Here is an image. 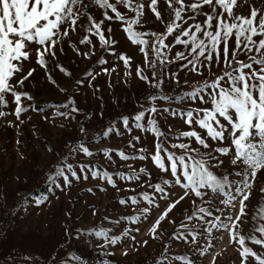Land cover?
Returning <instances> with one entry per match:
<instances>
[{
  "label": "rangeland",
  "instance_id": "rangeland-1",
  "mask_svg": "<svg viewBox=\"0 0 264 264\" xmlns=\"http://www.w3.org/2000/svg\"><path fill=\"white\" fill-rule=\"evenodd\" d=\"M143 2L146 7L142 24L134 26L135 30L163 33L165 23L172 19L171 9L167 8L165 0H158V10L165 22L161 23L148 9V0ZM174 6L178 7L175 4ZM253 7L264 13V0H237L234 14L249 16ZM119 10L122 13L126 11L122 6ZM102 11L104 10L92 4L89 14L100 20ZM203 11L210 9L205 6ZM109 14L112 15L110 12ZM127 16L132 17L134 13L128 11ZM204 18L198 16L197 20L202 22ZM79 24L87 26L84 18L80 19ZM108 27L112 28L111 33L106 31ZM102 29L105 30L106 38L110 36L116 41L115 44L110 47L102 46L98 37L91 36V44H80L79 41L88 33L78 26L75 32L70 30L69 35L61 39L55 49V58L45 57L47 68H42L36 63L37 46L33 45L30 59L23 63L22 72L16 74L11 81L16 84L30 69H35L23 85L16 84L17 92H26L33 98L30 100L22 97L21 106L27 111L22 112L19 118L16 117V105L11 94L6 95L7 105L0 106V111L6 113L0 116V264H104L105 261L108 264H185V261L174 259L180 256L187 257L191 264H241L239 245L231 239L228 231L213 230L209 235L202 231L200 219H187L197 207L207 208L214 215H221L217 211L220 208L223 209L224 216L235 217L239 212L240 197L233 202V208L221 204V197L207 196L202 201L194 195H189L161 221L155 233L157 238L154 239L150 228L171 202L184 195V190L178 186L173 187L170 189L169 198L161 199L160 194L148 185L170 179V173L158 170L150 157L143 161L131 158L142 154L139 152L140 148L147 150L145 155L155 151L153 135L134 126L132 117L139 111L155 104L161 109L156 114L158 125L168 136L169 143H180L186 141L177 139L176 135L180 131L189 130L188 126L178 116L164 113L162 109L186 111L189 108L204 106L198 101H184L182 104L174 100L153 102L148 99L149 96L157 94L175 97L190 92L205 80L211 81L221 75L222 64L217 66L213 62L210 69L202 68L199 73L182 68L181 65L186 63L185 61L164 65L157 63L154 69L149 68L144 62L143 53L139 51L141 46L128 40L121 22L105 21ZM146 39L151 42L154 38ZM165 43L172 44L171 51L167 53L170 60L174 58L176 51H187L182 45H175L172 37ZM233 46L230 42V49ZM84 53L89 55L84 56ZM113 53L130 57L129 67L125 68L123 61ZM150 58L154 59V54ZM239 58L246 59L245 56ZM101 59L107 63H99ZM57 64L70 75L61 72L56 67ZM105 68L109 71L105 72ZM137 68L143 69L142 74L149 76L151 83L138 77ZM89 72L93 74L91 77ZM153 72H156L155 78L152 77ZM159 80L164 81L160 89L151 87V84ZM64 104H68V107H59ZM72 107L78 108L79 111L71 112ZM70 112L67 117L58 114ZM151 115L146 113V118H151ZM125 116L129 117L130 131L123 125L121 118ZM108 126L114 127L116 132L105 138L100 133ZM197 131L206 135L203 130L197 128ZM134 137H140V140L136 141ZM130 141L135 147L129 146ZM208 142L213 143L211 140ZM81 143L93 152V156L69 152L70 146ZM192 146L197 147L194 141ZM105 149L110 150L108 156H105ZM169 150L179 151L171 148ZM117 151H124L130 159L121 160ZM65 157L68 163L73 164L81 178L77 180L69 173L71 183L65 185L63 179L58 178L60 187H56L47 180V176L55 173L56 166L60 165ZM222 159L224 164L218 170L220 173H234L240 170L230 165L229 157ZM80 165L89 167L81 173ZM141 167L146 169V173L139 174L141 178L138 181L122 180L115 175L118 172L125 175H130L132 171L139 173ZM94 170L112 174L116 187L109 185L106 180L92 178L91 171ZM85 175L88 176L87 179L83 178ZM230 179L240 178L230 175ZM251 183V196L245 202L246 215L242 218L239 228L243 235L251 233L255 224L252 217L257 214L259 207L264 205V170H261ZM45 188L47 191L43 192L42 189ZM35 191L38 196H33ZM145 191L155 197V205L158 207L149 205L142 199L139 194ZM133 195L137 196V204L133 205L130 201L124 205L119 203L121 199L127 200ZM41 197L47 199L37 205L35 201ZM209 199L211 204L206 202ZM145 207L151 208L147 219L141 215ZM128 216H140V221L132 223L122 219ZM182 221L189 229L199 232L196 243L191 242L187 229L180 227ZM101 228L110 229V236H120L121 239L112 245L103 238L78 235V230L86 233L88 230ZM137 228L139 231L135 230ZM125 230H128V236L122 235ZM178 233H183L187 242L175 238ZM246 243L254 250L264 253V249L259 246L248 241ZM201 249L205 250L203 254ZM74 257H79V260ZM250 264H255V261L250 260Z\"/></svg>",
  "mask_w": 264,
  "mask_h": 264
},
{
  "label": "snow or ice",
  "instance_id": "snow-or-ice-1",
  "mask_svg": "<svg viewBox=\"0 0 264 264\" xmlns=\"http://www.w3.org/2000/svg\"><path fill=\"white\" fill-rule=\"evenodd\" d=\"M165 3L172 11V19L166 23L158 10V0L147 2V7L156 20L165 23V31L156 33L135 30L134 26L142 24L146 7L143 0H90V2L89 0H0V106L7 105L6 95L11 94L16 105L14 111L16 117L19 118L22 112L27 111L21 106L22 97L30 100L33 98L26 92H17L16 84L23 85L35 69H30L27 75L16 81V84L11 81L16 74L22 72L23 63L30 59L33 45L37 46L35 48L36 63L42 68H47L45 57L55 58V49L61 39L67 37L70 30L75 32L78 26L88 33L79 41L80 44H91V36L98 37L100 45L110 47L116 41L110 36L106 38L102 25L105 21L121 22L128 40L134 45L141 46L139 51L143 53L144 62L149 68L154 69L157 63L164 65L185 61L186 63L181 65L182 68L192 73H199L202 68L210 69L213 62L217 66L222 64L221 75L211 81L205 80L190 92L175 97L157 94L149 96L148 99L153 102L174 100L182 104L184 101H198L204 106L189 108L186 111L162 109L164 113H170L174 117L178 116L188 126L189 130L180 131L176 135L177 139L186 141L180 143H169L168 136L158 125L156 114L161 109H158L155 104L146 110L139 111L132 117L135 122L134 126L136 129L153 135L155 151L145 155L147 150L140 148L139 152L142 154L131 158L143 161L150 157L158 170L170 173V179H163L161 183L148 185L160 194L161 199H168L171 195L170 189L173 187L178 186L184 190V195L171 202L150 228L149 231L154 239L157 238L155 233L161 221L168 217L177 204L189 195H194L202 201L207 196L221 197V204L233 208L235 207L233 202L240 197L239 212L235 217L224 216L223 209L220 208L217 211L221 215H214L207 208L197 207L187 219L192 220L193 217L200 219L202 231L209 235L213 230L228 231L231 239L239 245L241 264H250V260L255 261V264H264V253L254 250L246 243L248 241L264 249V222H262L264 221V205L260 206L257 214L252 217L255 224L251 233L243 235L239 231L242 218L246 215L245 202L251 196L253 187L251 181L255 180L261 170H264V13L253 7L249 16L236 15L234 8L237 6V0H187V2L186 0H165ZM92 4L104 10L100 20L89 14ZM120 6L126 11L122 13L119 10ZM205 6L210 11H203ZM128 11L134 13V16L128 17ZM198 16L205 18L201 22L197 20ZM81 18L86 20V27L79 24ZM106 31L111 33L112 28L108 27ZM146 37L154 39L150 42ZM169 37H172L175 45H182L184 49H187L186 52L176 51L171 60L167 53L171 51L172 44L165 43ZM230 42L234 44L231 49ZM254 52L256 54H253ZM113 54L123 61L125 68L129 67L130 57ZM152 54H154V59L150 58ZM83 55L88 56L89 53ZM240 56H245L246 59H240ZM99 63L105 64L107 61L101 59ZM56 67L66 75H70L59 64ZM104 71L108 72L109 69L105 68ZM136 73L141 80L151 83L149 76L142 74L143 69L137 68ZM88 75L91 77L93 74L89 72ZM155 76L156 72H153L152 77L155 78ZM173 79L175 80V76ZM163 82L159 80L151 84V87L160 89ZM69 103L74 102L69 101ZM59 107L67 108L68 104ZM78 111V108H71V112ZM71 112L58 114L67 117ZM146 113L152 114L151 118H146ZM4 115L6 113L0 111V116ZM121 119L125 129L130 131L129 117L125 116ZM145 122L147 127H145ZM197 128L203 130L206 135H202ZM83 131L81 127V132ZM113 132H116V129L108 126L100 135L106 138ZM134 139L139 141L140 137H134ZM209 140L213 143L210 144ZM193 141L197 147L192 146ZM129 146L135 147V144L130 141ZM170 148L179 151H170ZM104 151L105 156H108L110 150L105 149ZM69 152L93 156V152L82 143L70 146ZM117 154L123 161L130 159L124 151H117ZM222 157H229L230 165L240 170L234 173H220L218 170L224 164ZM88 167V165H80L79 171L83 173ZM69 173L77 180L81 178L73 164L68 163L65 157L61 164L56 166L55 173L47 176V180L56 187H60L57 179L62 178L64 184L68 185L71 183ZM142 173H146L143 167L139 169V173L132 171L130 175H125L123 172H118L115 175L122 180L138 181L141 178L139 174ZM230 175H235L240 179L232 180ZM91 176L94 179L106 180L109 185L116 187L113 175L108 171L94 170L91 171ZM83 178L87 179L88 176L85 175ZM140 186L143 187V185ZM165 186L169 190H166ZM139 195L149 205H155V197L149 195L147 191ZM46 199L47 197L38 198L35 203L42 204ZM129 201L133 205L139 202L137 196L133 195L127 200L121 199L119 203L124 205ZM206 202L211 204V199ZM192 203L195 204V201ZM155 206L158 207V205ZM150 211V207H145L141 215L147 219ZM206 217L211 219H206ZM122 219L138 223L140 216H128ZM170 222L175 223V221ZM180 227L187 229L192 243L197 242L199 232L189 229L183 221ZM135 230L139 231L138 228ZM109 232L110 229L103 228L91 229L86 233L78 230V235L95 236L103 238L109 244H117L121 237L110 236ZM128 234V230H125L122 235L128 236ZM175 238L187 242V237L183 233H178ZM200 251L203 254L205 250ZM74 258L79 260V257ZM174 259L191 264L187 257L180 256ZM104 264L108 262L105 261Z\"/></svg>",
  "mask_w": 264,
  "mask_h": 264
},
{
  "label": "trees",
  "instance_id": "trees-1",
  "mask_svg": "<svg viewBox=\"0 0 264 264\" xmlns=\"http://www.w3.org/2000/svg\"><path fill=\"white\" fill-rule=\"evenodd\" d=\"M43 190V192H46L47 191V188H45V189H42ZM33 196H38V193H37V191H35L34 193H33Z\"/></svg>",
  "mask_w": 264,
  "mask_h": 264
}]
</instances>
